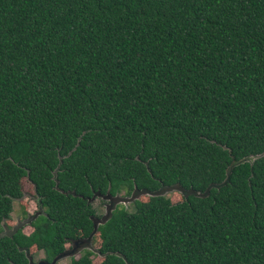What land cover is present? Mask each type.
<instances>
[{
    "label": "trees",
    "instance_id": "obj_1",
    "mask_svg": "<svg viewBox=\"0 0 264 264\" xmlns=\"http://www.w3.org/2000/svg\"><path fill=\"white\" fill-rule=\"evenodd\" d=\"M0 264H264V0H0ZM65 243H67L65 245Z\"/></svg>",
    "mask_w": 264,
    "mask_h": 264
},
{
    "label": "rangeland",
    "instance_id": "obj_2",
    "mask_svg": "<svg viewBox=\"0 0 264 264\" xmlns=\"http://www.w3.org/2000/svg\"><path fill=\"white\" fill-rule=\"evenodd\" d=\"M22 186H23V193L20 197H21L22 201L24 202L26 209L31 210L35 207V201H34V197L32 194L31 184L28 181H26L25 178H22ZM164 192L166 194H168L170 200H174L179 196V192L176 191V189H174V188L168 187V188L164 189ZM125 196H127V195H125ZM129 201H130L129 199H120V200L115 201V203L120 202V203L124 204L125 206L129 207L130 206ZM106 202H107V199L105 197L98 195V194H95V195L91 196V198H90V203L93 206L94 211L97 212L98 214H102L104 212ZM18 207L19 206L17 203V199L13 200L12 201V209L10 211V219L11 220H13L14 216L19 213ZM66 244L67 243H65V245ZM95 245H96V243L94 241H90V240L84 244L80 243L75 248V250L72 251V254H77V252L81 251L84 247H89L93 251H95ZM32 254H33V258H37L41 254V250L35 251ZM67 258H68V254L64 253L63 255H61L58 258V261H63V260H66ZM98 258H99V253H97L96 251L91 254V259L93 261H96ZM42 264H44V263H42Z\"/></svg>",
    "mask_w": 264,
    "mask_h": 264
},
{
    "label": "water",
    "instance_id": "obj_3",
    "mask_svg": "<svg viewBox=\"0 0 264 264\" xmlns=\"http://www.w3.org/2000/svg\"><path fill=\"white\" fill-rule=\"evenodd\" d=\"M173 187L174 185H170V184H167L166 186H163L161 188H157V189H164L166 187ZM155 189V190H157ZM155 190L153 191H147L146 189H134L132 190V192L128 195V196H125V195H121V194H117V193H114V194H110L109 192H104V193H97L98 195L102 196V197H105L107 199V202H106V205H105V210L102 214H100V216L96 217V218H93V225H92V229L91 231L94 230V227H95V223L102 220L105 216H107L108 214V210L109 208L113 205V203H115V201L117 200H120V199H129V198H132L133 195H137L138 192H154ZM93 196V194H92ZM41 204L40 202H38V208L36 210H34L32 213H29V214H26L25 216H23L22 218L16 220L15 223L12 224L11 227H4L3 229L0 230V235L2 234H11L12 231H14V229L16 227H18L19 225H21L22 223L24 222H27L29 221L36 213L39 212V210H41ZM91 231L86 235L84 236L83 238H77L76 240H74L76 243L75 244H80V243H87L89 241V235L91 233ZM74 249L70 250V251H65V248L64 250H60L59 252L55 253L54 255H51L50 259L49 260H46L47 263H53L55 261V259L59 258L61 255H63L64 253H70L72 252ZM24 251H26V247H24ZM41 261L38 260L36 262H33V264H39Z\"/></svg>",
    "mask_w": 264,
    "mask_h": 264
},
{
    "label": "flooded vegetation",
    "instance_id": "obj_4",
    "mask_svg": "<svg viewBox=\"0 0 264 264\" xmlns=\"http://www.w3.org/2000/svg\"><path fill=\"white\" fill-rule=\"evenodd\" d=\"M34 201H35V207H34L33 209H31V210H27V209H26V206H25L24 212H21L20 208L18 207V209H19V213L16 214V215L14 216V219H13V220L10 219V215H9V219H8V221L3 220V219L0 220V230L3 229L4 227H11L12 224L16 222V220L22 218V217L25 216L26 214L32 213L34 210H36V209L38 208V201L36 200V198H34ZM18 206H19V205H18ZM9 214H10V213H9ZM27 222H28V221H27ZM24 223H26V222H24ZM24 223H22V224L19 225L18 227L22 229ZM16 228H17V227H16ZM16 228H15V229H16ZM15 229H14V230H15ZM12 232H13V231H12ZM7 235H8V234H7ZM78 245H79V244H73L72 242H70V243L65 247V251H70V250L76 248ZM24 254L26 255V264H33V262H36V261H38V260L41 261L39 264H42V263H44V264H51V263H52V262H51V263H47V262H46V260H49L51 256H50L49 258H45V257L42 255V253H41L37 258H33V254L29 253V252L27 251V248H26V251H24Z\"/></svg>",
    "mask_w": 264,
    "mask_h": 264
}]
</instances>
